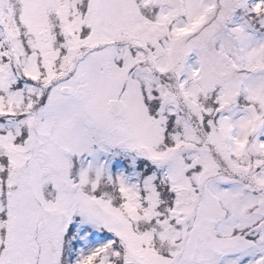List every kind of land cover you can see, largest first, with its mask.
Listing matches in <instances>:
<instances>
[{
    "label": "snow or ice",
    "instance_id": "snow-or-ice-1",
    "mask_svg": "<svg viewBox=\"0 0 264 264\" xmlns=\"http://www.w3.org/2000/svg\"><path fill=\"white\" fill-rule=\"evenodd\" d=\"M0 264H264V0H0Z\"/></svg>",
    "mask_w": 264,
    "mask_h": 264
}]
</instances>
